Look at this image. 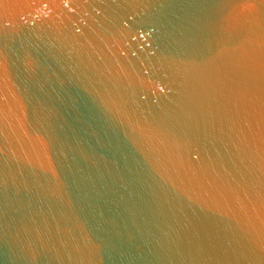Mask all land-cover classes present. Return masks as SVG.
<instances>
[{"label": "water", "instance_id": "obj_1", "mask_svg": "<svg viewBox=\"0 0 264 264\" xmlns=\"http://www.w3.org/2000/svg\"><path fill=\"white\" fill-rule=\"evenodd\" d=\"M0 264H264V0H0Z\"/></svg>", "mask_w": 264, "mask_h": 264}]
</instances>
